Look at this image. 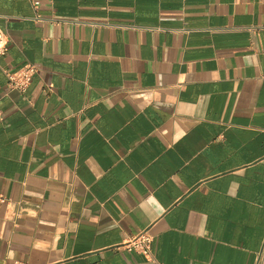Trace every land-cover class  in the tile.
Listing matches in <instances>:
<instances>
[{
    "label": "crops",
    "instance_id": "0c3cea01",
    "mask_svg": "<svg viewBox=\"0 0 264 264\" xmlns=\"http://www.w3.org/2000/svg\"><path fill=\"white\" fill-rule=\"evenodd\" d=\"M39 2L0 0V264H253L264 0Z\"/></svg>",
    "mask_w": 264,
    "mask_h": 264
},
{
    "label": "built area",
    "instance_id": "2783aa9c",
    "mask_svg": "<svg viewBox=\"0 0 264 264\" xmlns=\"http://www.w3.org/2000/svg\"><path fill=\"white\" fill-rule=\"evenodd\" d=\"M34 7L39 5V0H29ZM8 37L6 32L0 27V54L7 51ZM37 71L35 64L25 62L15 70L7 71L8 85L11 88L24 91L30 84L32 76ZM152 235L146 231L141 232L126 243L127 248L137 250L146 257L151 256ZM264 262V237L260 249L256 252L253 264H263Z\"/></svg>",
    "mask_w": 264,
    "mask_h": 264
}]
</instances>
